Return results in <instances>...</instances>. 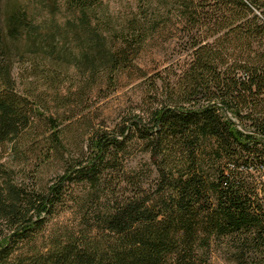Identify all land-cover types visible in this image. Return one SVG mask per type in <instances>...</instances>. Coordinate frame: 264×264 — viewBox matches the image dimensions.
I'll return each mask as SVG.
<instances>
[{"label":"trees","instance_id":"1","mask_svg":"<svg viewBox=\"0 0 264 264\" xmlns=\"http://www.w3.org/2000/svg\"><path fill=\"white\" fill-rule=\"evenodd\" d=\"M0 264H264V0H0Z\"/></svg>","mask_w":264,"mask_h":264},{"label":"rangeland","instance_id":"2","mask_svg":"<svg viewBox=\"0 0 264 264\" xmlns=\"http://www.w3.org/2000/svg\"><path fill=\"white\" fill-rule=\"evenodd\" d=\"M131 91L130 88L125 89L115 95L109 102H107L106 107V115L109 116L111 121H113L117 117V113L119 112V109L123 108L125 105H127V102L129 101V98L131 97Z\"/></svg>","mask_w":264,"mask_h":264}]
</instances>
